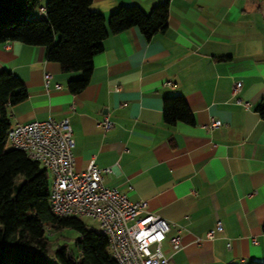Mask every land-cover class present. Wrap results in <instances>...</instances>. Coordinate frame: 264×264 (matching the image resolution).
Returning a JSON list of instances; mask_svg holds the SVG:
<instances>
[{
    "label": "crops",
    "instance_id": "obj_1",
    "mask_svg": "<svg viewBox=\"0 0 264 264\" xmlns=\"http://www.w3.org/2000/svg\"><path fill=\"white\" fill-rule=\"evenodd\" d=\"M164 0H93L106 17L122 4L150 10ZM167 29L147 39L132 26L104 39L87 86L72 92L44 45L0 43V70L28 96L10 105L12 125L69 117L75 169L94 159L104 183L171 221L170 264L264 261V0H168ZM44 16V15H40ZM50 72L48 86L45 73ZM243 83L239 102L232 94ZM60 83V87H56ZM183 95L194 123L163 119V100ZM248 102V105L244 103ZM105 115L113 121L104 131ZM223 121L210 127L213 119ZM221 221L215 237L206 232ZM181 228V246L169 237Z\"/></svg>",
    "mask_w": 264,
    "mask_h": 264
},
{
    "label": "trees",
    "instance_id": "obj_2",
    "mask_svg": "<svg viewBox=\"0 0 264 264\" xmlns=\"http://www.w3.org/2000/svg\"><path fill=\"white\" fill-rule=\"evenodd\" d=\"M0 0V43L19 40L44 45L46 57L64 71H80L68 81L69 89L83 90L93 73V58L104 39L138 26L147 39L167 29L169 1L145 10L122 4L109 17L90 9L93 0ZM44 15V16H40ZM28 96L27 88L11 70H0V264H120L113 256L107 235L89 226L80 216H61L51 206V180L47 168L21 149L10 147L12 126L9 106ZM264 118V97L256 105ZM163 119L194 123V114L183 95L166 96ZM72 227L80 235L74 248L51 241L48 229ZM248 264H264L251 260Z\"/></svg>",
    "mask_w": 264,
    "mask_h": 264
},
{
    "label": "built area",
    "instance_id": "obj_3",
    "mask_svg": "<svg viewBox=\"0 0 264 264\" xmlns=\"http://www.w3.org/2000/svg\"><path fill=\"white\" fill-rule=\"evenodd\" d=\"M51 73H45L46 86ZM56 83V87H60ZM243 87L235 80L232 94L239 102ZM248 105L247 101H244ZM113 121L105 115L99 122L106 131ZM223 121L215 118L210 127H220ZM7 143L23 150L28 157L39 161L52 175L51 206L57 215L89 216L96 220V230L107 235L113 256L120 264H170L171 255L163 248L173 224L149 209L145 199L133 200L119 188L104 183L103 172L108 168L96 166L92 159L83 170L75 169L73 127L69 117L48 118L12 125L7 131ZM223 230L221 221L206 232L213 238ZM181 228L169 237L173 251L181 246Z\"/></svg>",
    "mask_w": 264,
    "mask_h": 264
},
{
    "label": "rangeland",
    "instance_id": "obj_4",
    "mask_svg": "<svg viewBox=\"0 0 264 264\" xmlns=\"http://www.w3.org/2000/svg\"><path fill=\"white\" fill-rule=\"evenodd\" d=\"M47 0H39L37 3L36 10H39L41 5H44ZM8 146L12 147L10 144ZM50 174V180L52 175ZM89 226L96 229L98 223L96 220L92 219L89 216H80ZM48 233L52 242L59 240L61 243H66L70 248H74L75 240L79 237L80 233L72 227H62L60 229H48Z\"/></svg>",
    "mask_w": 264,
    "mask_h": 264
}]
</instances>
